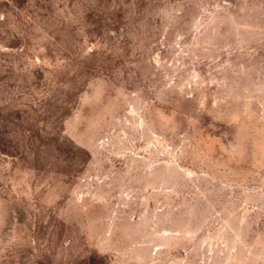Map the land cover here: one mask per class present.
<instances>
[{
    "label": "rangeland",
    "instance_id": "obj_1",
    "mask_svg": "<svg viewBox=\"0 0 264 264\" xmlns=\"http://www.w3.org/2000/svg\"><path fill=\"white\" fill-rule=\"evenodd\" d=\"M0 264H264V0H0Z\"/></svg>",
    "mask_w": 264,
    "mask_h": 264
}]
</instances>
